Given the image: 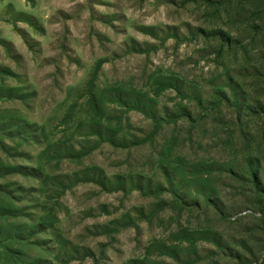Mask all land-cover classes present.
I'll return each mask as SVG.
<instances>
[{
	"label": "rangeland",
	"instance_id": "1",
	"mask_svg": "<svg viewBox=\"0 0 264 264\" xmlns=\"http://www.w3.org/2000/svg\"><path fill=\"white\" fill-rule=\"evenodd\" d=\"M0 264H264V0H0Z\"/></svg>",
	"mask_w": 264,
	"mask_h": 264
}]
</instances>
